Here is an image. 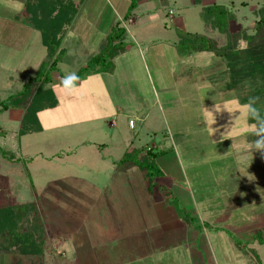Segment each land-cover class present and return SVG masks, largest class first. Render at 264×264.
<instances>
[{
    "label": "rangeland",
    "instance_id": "1",
    "mask_svg": "<svg viewBox=\"0 0 264 264\" xmlns=\"http://www.w3.org/2000/svg\"><path fill=\"white\" fill-rule=\"evenodd\" d=\"M130 1L75 0L77 20L89 30L100 19L105 27L113 22L123 28L126 51L109 64L78 73L91 56L86 59L88 55L83 53L88 51L75 43L87 48L88 40L67 38L70 54L60 58L58 70L50 73L52 81L44 85L52 90L57 104L37 111L35 119L27 123L21 108L0 111V151L12 155L9 159L0 152V203L34 202L43 224L56 223L53 233L63 234L76 228L81 214L75 213L91 206L98 189H107L109 177L117 176L119 170L128 173L126 164L119 162L127 145L140 152L164 150V157L158 155L155 162L177 155L180 158L185 185L210 222V238L218 258L227 256L228 260L229 253L247 254L245 262L250 258L251 264H264V244H248L252 234L264 228V154L253 149L254 140H246L251 131L244 107L251 97L249 84L245 81L233 90L226 88L227 71L220 59L213 62L209 53L189 54L177 45L178 30L201 33L217 46L226 44L229 37L212 23V6L222 5L228 12L231 43L264 51V29L256 32L254 28L256 9L264 0H137L129 17L123 19ZM30 2L32 16L48 17L49 0H26L23 17ZM204 9L208 10L207 15L204 11L205 19ZM19 18L15 21L22 20ZM10 24L0 23V102L21 90L45 56L40 37L35 43L24 38L21 49L18 31L23 32L22 27ZM250 35L255 38L248 45L246 37ZM160 53L162 66L169 67L175 82L166 90L154 89L152 84V70L161 60ZM72 71L81 77L82 87L70 99L57 85L59 76ZM186 88L195 93L187 101L194 107L190 108L191 116L182 108L180 91ZM244 97L247 103L241 104ZM256 107L264 114L263 101ZM207 109L213 111L215 121ZM177 143L183 144L178 153L171 149ZM136 167L129 171L134 175L129 194L132 207L144 202L138 175H145ZM169 168L178 176L177 168ZM135 194L140 195L138 202ZM123 197L128 199L126 193L121 194L122 202ZM90 217H82L88 230ZM47 240L52 246L43 254L44 263L42 253L36 256L10 250L0 252V264H71L70 257L57 255L64 247L60 244L63 240L57 236Z\"/></svg>",
    "mask_w": 264,
    "mask_h": 264
},
{
    "label": "crops",
    "instance_id": "2",
    "mask_svg": "<svg viewBox=\"0 0 264 264\" xmlns=\"http://www.w3.org/2000/svg\"><path fill=\"white\" fill-rule=\"evenodd\" d=\"M80 1L83 2L84 0ZM24 3H26V0H0V8L3 10L0 13V23H12L22 27L21 30L23 32L18 31L20 36L22 35L21 49L25 44L24 38H28L29 41L32 40L35 43V40L38 41V37H40L39 31L37 30L39 35L37 36L34 32L36 29L28 24V21H25L26 15L23 17L25 11ZM78 12H76L65 31L60 47L65 50V54H70L67 49L68 45H66L67 38L88 40L85 43L87 48L81 43H75L79 49L82 48L84 51H88V53H83L88 55L86 56V59H88L93 53L98 52L110 31V27L114 23L111 22L109 25L108 22L105 27L100 19L96 22V27L89 30L85 24L81 25L80 20H77ZM114 16L115 14L113 13L112 21ZM16 17L18 19L21 17L22 20L17 22L15 21ZM132 21L133 19L129 18V22ZM100 25L103 26L101 31L98 30ZM97 38L99 39L94 41ZM125 38L126 36L123 33L121 39L124 41ZM160 58L161 60L154 65L152 70V84L154 89L157 86L160 90H166L167 87L174 86L175 82L170 77L172 75L169 72V67H164L161 64V53ZM192 92L193 90L190 88L180 91L182 97L180 98L182 105H184L182 108L186 109V112L189 113L188 115L192 113L190 110L192 105H187L189 103L187 102L188 99L191 101L193 98L191 96L195 94ZM110 124L113 126L117 125L113 121ZM129 146L127 145L122 150V153ZM181 146L177 143L171 149L178 153ZM152 147L157 148L158 146ZM165 153L159 156L164 157ZM160 157H156L155 161L158 158L160 159ZM157 165L162 174L154 179V184L150 189H148L146 177L143 174L138 175L140 179L142 178L141 187L144 196V202H141L142 198L139 201L141 205L137 203L136 206H131L132 199L130 202L131 196L129 194L131 195L132 176L134 175L129 173V171L130 168L136 166L126 165L128 173H125V170H119L120 172L117 173V176L109 177L107 189L101 191L98 189L91 206L87 209H79L75 213V215L81 214L78 224L76 226L73 225L76 228L72 226L73 230L55 235L52 231V226H56V223L51 221L50 223H44L45 240L42 263H44L45 255L43 254L45 250L50 251L49 249L52 246L47 239L57 236L63 240L60 244L64 246V249L62 248L59 252L60 254L57 255L58 257L63 255L64 258L70 257L71 264H251L250 258L245 262L248 257L247 254L242 256L236 253H229L230 259L228 260L226 259L228 258L227 256L222 257V260L215 254L212 236L208 228L210 222L206 220L208 218L205 212L203 214V212L199 211L191 190L185 185V174H183L182 162L178 155L177 158L162 159L157 162ZM171 166L178 169V176L171 174L173 173L169 168ZM137 190H139V185ZM125 193L128 199L125 200L123 197L122 202L120 196L121 194L125 195ZM137 196L139 197L140 195H136L134 201L138 200ZM114 202L117 204H114ZM149 205L152 207L150 208ZM132 208H134V211H131ZM88 214L91 215L89 230L83 227L84 221L82 219L84 215L88 216ZM252 241L254 240L250 238L248 244H251ZM241 243L242 241L238 242V245ZM69 245L73 246L71 253H69V250H71Z\"/></svg>",
    "mask_w": 264,
    "mask_h": 264
},
{
    "label": "trees",
    "instance_id": "3",
    "mask_svg": "<svg viewBox=\"0 0 264 264\" xmlns=\"http://www.w3.org/2000/svg\"><path fill=\"white\" fill-rule=\"evenodd\" d=\"M30 0H28L29 2ZM50 8L46 19L42 16L34 17L30 13V5L27 8V21L33 28L39 31L41 43L45 47V56L39 63L34 74L23 84L21 90L16 94L0 102V111L10 107L23 109L24 120L35 119L37 111L44 108L54 107L57 99L51 89L45 88L51 81L50 73L58 70L57 62L65 54V50L60 47L61 39L73 20L77 11V2L72 0H49ZM137 0H131L128 11L123 19L129 17V11L135 7ZM213 26L229 37L224 45L217 46L213 39L196 32L185 30L177 31V45L186 49L187 53H209L213 62L220 59L223 68L227 73L228 89H235L247 82L250 87L251 97H258V102H264V51L255 48L239 47L231 43V35L228 29V12L222 5H213ZM207 9H204L205 19ZM210 14V13H209ZM208 14V16H210ZM256 32L264 29V3L256 9V19L254 21ZM124 29L116 23L106 35V38L98 52L92 55L84 66L78 69V73L94 70L97 66L109 64L114 56L125 51L126 46L121 39ZM254 35L246 37L248 45L254 39ZM264 47V46H262ZM239 70H232L235 66ZM104 67V66H103ZM241 76V78H239ZM241 81V83H240ZM241 104H245L246 98H242ZM257 102V103H258ZM264 115V114H262ZM250 123H254L250 119ZM256 137L252 130L247 134L246 140L253 141ZM2 156L12 159V155L7 151H0ZM164 150L148 148L144 151H137L135 147H127L122 157L121 163L126 165H136L148 181V189L154 184V179L161 176L162 172L158 168L155 159L163 154ZM259 244H264V228L256 230L251 237ZM45 240V229L34 202H23L17 204L0 203V252L16 250L21 254L39 256L42 253Z\"/></svg>",
    "mask_w": 264,
    "mask_h": 264
},
{
    "label": "clouds",
    "instance_id": "4",
    "mask_svg": "<svg viewBox=\"0 0 264 264\" xmlns=\"http://www.w3.org/2000/svg\"><path fill=\"white\" fill-rule=\"evenodd\" d=\"M58 80L59 83L57 86L60 87L65 96L70 99L75 98L79 89L82 87L81 77L75 71L59 76ZM258 99V97H250L248 103L244 105V107L247 110L249 119L254 121V123L249 125L252 130V134L256 137V139L252 142L253 149L264 154V115H262L260 110L256 107ZM207 111L215 121L213 111L208 109ZM215 111L218 112L220 110L215 108Z\"/></svg>",
    "mask_w": 264,
    "mask_h": 264
},
{
    "label": "built area",
    "instance_id": "5",
    "mask_svg": "<svg viewBox=\"0 0 264 264\" xmlns=\"http://www.w3.org/2000/svg\"><path fill=\"white\" fill-rule=\"evenodd\" d=\"M130 124H131V122H130Z\"/></svg>",
    "mask_w": 264,
    "mask_h": 264
}]
</instances>
